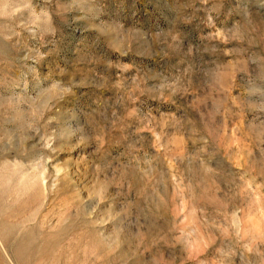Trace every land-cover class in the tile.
<instances>
[{"label": "rangeland", "instance_id": "374dc122", "mask_svg": "<svg viewBox=\"0 0 264 264\" xmlns=\"http://www.w3.org/2000/svg\"><path fill=\"white\" fill-rule=\"evenodd\" d=\"M0 264H264V0H0Z\"/></svg>", "mask_w": 264, "mask_h": 264}]
</instances>
